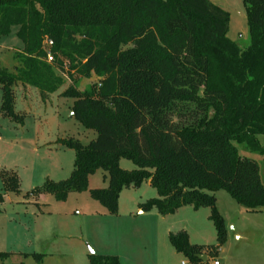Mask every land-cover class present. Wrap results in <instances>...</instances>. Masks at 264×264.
Instances as JSON below:
<instances>
[{"label": "trees", "instance_id": "trees-1", "mask_svg": "<svg viewBox=\"0 0 264 264\" xmlns=\"http://www.w3.org/2000/svg\"><path fill=\"white\" fill-rule=\"evenodd\" d=\"M244 3L250 43L242 48L227 36L229 12L211 0H0V39L18 26L23 42L15 69L0 65L3 115L24 122L15 109L18 84L45 97L65 83L64 73L98 78L84 90L75 80L63 92L96 137L86 145L66 139L75 151L70 177L47 179L27 196L65 200L87 190L88 177L102 168L108 186L89 191L110 214L118 213L124 189L149 181L159 198L142 203L143 211L167 216L183 206L209 207L218 240L212 248L221 247L227 229L216 191L250 211L264 208L260 165L236 146L245 143L264 160V0ZM122 157L137 168L120 167ZM0 177L5 191L20 192L15 171ZM169 240L189 264H210L187 232ZM12 254L0 251V261ZM89 264L121 263L117 255L91 253Z\"/></svg>", "mask_w": 264, "mask_h": 264}, {"label": "rangeland", "instance_id": "rangeland-1", "mask_svg": "<svg viewBox=\"0 0 264 264\" xmlns=\"http://www.w3.org/2000/svg\"><path fill=\"white\" fill-rule=\"evenodd\" d=\"M211 1L230 14L227 36L242 48L247 47L250 34L244 0ZM17 31L18 26H14L10 35L0 39V65L10 70L18 63L15 52L23 48ZM63 77L65 83L45 97L35 86H29L28 91L22 84L15 86V109L24 116L23 124L2 114L0 90V173L15 171L20 187V192L5 191L0 177V193L4 195V201H0V251L14 253L0 264H89L91 253L117 255L123 264L188 261L175 250L169 238H165L166 247L164 240L157 243V230L165 233L167 228L175 234L185 231L192 244L204 246L203 253L208 255L210 264L215 260L219 264H264V208L250 211L223 189L214 194L225 220L227 240L216 251L212 247L218 245L217 230L210 219L209 207L195 210L183 206L160 222L152 216L159 213L155 208L145 211L150 216L141 218L139 225L144 230L129 227L130 218L126 215L141 216L136 201L145 203L159 198L157 190L146 181L139 188L125 190L120 196L119 215L110 214L89 191L108 186L102 168L88 177L87 190L70 192L65 200L45 192L38 198L28 197V191L41 187L47 179L59 181L70 177L75 151L65 145L66 139H78L86 145L97 135L73 115L74 98L63 95L75 80L78 88L84 90L97 82V76L87 78L74 73L69 77L64 73ZM258 138L264 145V134ZM236 146L242 156L259 163L264 181L263 156L245 143ZM119 162L123 169L137 168L124 157ZM23 253H41L44 258L37 261Z\"/></svg>", "mask_w": 264, "mask_h": 264}, {"label": "crops", "instance_id": "crops-1", "mask_svg": "<svg viewBox=\"0 0 264 264\" xmlns=\"http://www.w3.org/2000/svg\"><path fill=\"white\" fill-rule=\"evenodd\" d=\"M28 88H29V86L27 87V89H26V91H28ZM147 183L148 184H150V182L149 181H147ZM125 190H128V189H124L121 193H120V196H121V194L125 191ZM135 204L138 206V208H139V211H138V214H141V216L140 217H136L135 215H132V214H129V215H126V216H128V219H129V223H130V226L129 227H134V229H138V230H140V231H142V230H144V226H140L139 224L140 223H142L141 222V218H143V217H145V216H150V215H147V214H145V211H143L142 209H141V202H138V201H136L135 202ZM119 209H120V197H119ZM119 209H118V212H119ZM152 210H155V208H153ZM151 210V211H152ZM105 211L103 210L102 211V213H104ZM106 214V213H105ZM119 215V213H117V216ZM152 216H156V221H158V222H160V221H163V220H165V219H167L166 217L168 216H164V215H162V214H160V213H157L156 215H152ZM162 224V223H161ZM159 226V225H158ZM160 228V227H159ZM156 230H157V228H156ZM170 234H171V231L169 230V228H167V230H166V232L165 233H161V232H159L158 230H157V238H158V244H160V242H159V239H160V241H162V240H164V242H163V245H164V247H166L167 245H166V243L165 242H167L166 241V239L165 238H169V236H170ZM189 240H190V237H189ZM157 241V240H156ZM191 241V240H190ZM157 243H156V246H157ZM173 246V245H172ZM158 247V246H157ZM120 263L121 264H123V262H122V260H121V258H120Z\"/></svg>", "mask_w": 264, "mask_h": 264}, {"label": "water", "instance_id": "water-1", "mask_svg": "<svg viewBox=\"0 0 264 264\" xmlns=\"http://www.w3.org/2000/svg\"><path fill=\"white\" fill-rule=\"evenodd\" d=\"M200 259H202L205 263L208 261V255L201 253L198 255Z\"/></svg>", "mask_w": 264, "mask_h": 264}, {"label": "built area", "instance_id": "built-area-1", "mask_svg": "<svg viewBox=\"0 0 264 264\" xmlns=\"http://www.w3.org/2000/svg\"><path fill=\"white\" fill-rule=\"evenodd\" d=\"M49 60H52V56L49 54ZM181 264H189V262L188 261H186V260H183L182 262H181ZM213 264H219V261L218 260H215L214 262H213Z\"/></svg>", "mask_w": 264, "mask_h": 264}]
</instances>
